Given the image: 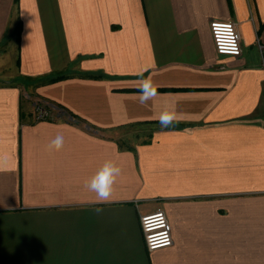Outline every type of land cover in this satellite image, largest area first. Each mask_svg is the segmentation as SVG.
Wrapping results in <instances>:
<instances>
[{"label": "crops", "instance_id": "0c3cea01", "mask_svg": "<svg viewBox=\"0 0 264 264\" xmlns=\"http://www.w3.org/2000/svg\"><path fill=\"white\" fill-rule=\"evenodd\" d=\"M212 21L236 24L239 57L215 53ZM9 44V79L65 78L28 103L0 83V264H264V0H0ZM39 99L57 118L34 119ZM132 127L153 133L111 134ZM109 160L100 202L85 184ZM157 210L173 244L148 252Z\"/></svg>", "mask_w": 264, "mask_h": 264}, {"label": "built area", "instance_id": "2783aa9c", "mask_svg": "<svg viewBox=\"0 0 264 264\" xmlns=\"http://www.w3.org/2000/svg\"><path fill=\"white\" fill-rule=\"evenodd\" d=\"M209 27L214 50L218 56L236 58L241 55V36L235 23L212 21ZM48 112L40 110L36 121L51 119L52 116L49 117ZM140 228L148 252L172 246L171 226L162 210L142 216L140 218Z\"/></svg>", "mask_w": 264, "mask_h": 264}, {"label": "clouds", "instance_id": "9594fccd", "mask_svg": "<svg viewBox=\"0 0 264 264\" xmlns=\"http://www.w3.org/2000/svg\"><path fill=\"white\" fill-rule=\"evenodd\" d=\"M153 84L150 80H142L141 82V96L140 103H147L152 99ZM175 120V114L170 112L167 107L162 112L160 116L161 127L170 126ZM64 144V137L62 135H57L55 139L50 142L49 147L56 151H59ZM121 169L111 160L106 161L103 166L86 182L85 187L90 191L95 192L98 200L100 202H106L110 199L113 185L116 182L117 176L120 174ZM95 211L99 214L103 211L101 208H96Z\"/></svg>", "mask_w": 264, "mask_h": 264}, {"label": "rangeland", "instance_id": "374dc122", "mask_svg": "<svg viewBox=\"0 0 264 264\" xmlns=\"http://www.w3.org/2000/svg\"><path fill=\"white\" fill-rule=\"evenodd\" d=\"M17 48L15 46H10L9 45H1L0 46V80L1 81H15L18 79L11 80L9 79L10 75H14L15 70H16V59H17ZM24 88V87H23ZM25 89V88H24ZM26 93L23 96V101L24 102H30V99H32L34 89L30 91V88L25 89ZM30 97V98H29ZM50 102H47L45 100H35L32 109V115L34 116V119L36 120V117L40 114V110L44 112H48L49 117H53V112L55 110H51L49 104ZM52 105V104H50ZM153 133V130L150 129H141L137 127H132V128H124V129H119V130H114L111 132L114 138H123V137H145L149 136Z\"/></svg>", "mask_w": 264, "mask_h": 264}, {"label": "trees", "instance_id": "16d2710c", "mask_svg": "<svg viewBox=\"0 0 264 264\" xmlns=\"http://www.w3.org/2000/svg\"><path fill=\"white\" fill-rule=\"evenodd\" d=\"M63 78H65V77L64 76H57V77H53V78H47V79L32 81V80H29L28 78H19L18 77L17 78L18 80H16V81H17V84L22 85V87H24L26 89L27 87H29L31 85H33L34 87H38L40 85L52 84V83H55V82H57ZM10 83H16V82L11 81ZM61 112H64V110L62 109ZM54 114H55V112H53V115ZM55 115L53 117L57 118V116H55Z\"/></svg>", "mask_w": 264, "mask_h": 264}, {"label": "water", "instance_id": "95a60500", "mask_svg": "<svg viewBox=\"0 0 264 264\" xmlns=\"http://www.w3.org/2000/svg\"><path fill=\"white\" fill-rule=\"evenodd\" d=\"M0 83H5V82H3V81L0 80ZM62 115H63V114H62Z\"/></svg>", "mask_w": 264, "mask_h": 264}]
</instances>
